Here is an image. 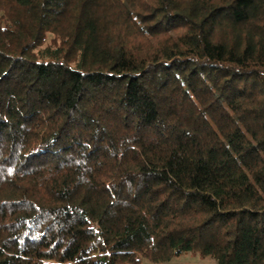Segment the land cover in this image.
I'll return each instance as SVG.
<instances>
[{"label":"trees","instance_id":"16d2710c","mask_svg":"<svg viewBox=\"0 0 264 264\" xmlns=\"http://www.w3.org/2000/svg\"><path fill=\"white\" fill-rule=\"evenodd\" d=\"M264 264V0H0V264Z\"/></svg>","mask_w":264,"mask_h":264},{"label":"rangeland","instance_id":"374dc122","mask_svg":"<svg viewBox=\"0 0 264 264\" xmlns=\"http://www.w3.org/2000/svg\"><path fill=\"white\" fill-rule=\"evenodd\" d=\"M143 264L150 263L144 261ZM161 264H215V262L210 259H200L199 257L189 253H183L180 256L173 258L170 262Z\"/></svg>","mask_w":264,"mask_h":264}]
</instances>
